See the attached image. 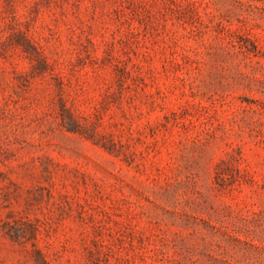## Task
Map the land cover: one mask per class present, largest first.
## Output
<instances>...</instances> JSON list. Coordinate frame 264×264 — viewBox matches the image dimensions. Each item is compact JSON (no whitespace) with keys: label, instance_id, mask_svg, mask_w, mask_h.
<instances>
[{"label":"rangeland","instance_id":"rangeland-1","mask_svg":"<svg viewBox=\"0 0 264 264\" xmlns=\"http://www.w3.org/2000/svg\"><path fill=\"white\" fill-rule=\"evenodd\" d=\"M0 264H264V0H0Z\"/></svg>","mask_w":264,"mask_h":264}]
</instances>
